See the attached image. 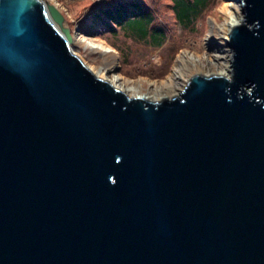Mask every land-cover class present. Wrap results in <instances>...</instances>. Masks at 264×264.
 Returning <instances> with one entry per match:
<instances>
[{"label": "water", "instance_id": "obj_1", "mask_svg": "<svg viewBox=\"0 0 264 264\" xmlns=\"http://www.w3.org/2000/svg\"><path fill=\"white\" fill-rule=\"evenodd\" d=\"M231 76L131 97L41 0H0V264H264V0Z\"/></svg>", "mask_w": 264, "mask_h": 264}, {"label": "rangeland", "instance_id": "obj_2", "mask_svg": "<svg viewBox=\"0 0 264 264\" xmlns=\"http://www.w3.org/2000/svg\"><path fill=\"white\" fill-rule=\"evenodd\" d=\"M41 1L54 4L64 15L65 25L73 37L71 50L87 66L101 70L106 79L118 74L125 85L134 86L136 91L128 90V96L160 89L159 81H163L166 73L172 69L177 56L193 52V45L200 46L198 56L188 61V68L178 80L177 88L164 94L156 92V100L179 95L190 77L196 74L211 76L222 71L225 77L231 76V71L229 73L228 68H224L230 66L231 70L228 55L232 51L226 43L231 28L225 23L227 15L222 9L226 3H232L237 7L236 14L242 16L240 0H211L199 17L187 27L175 19L170 0H141L153 11L155 25L166 32L167 39L159 47L133 39L120 29L114 33L99 28L85 31L83 26L89 17L111 0ZM97 43L107 44L113 50L109 53L93 50L90 44ZM222 49L225 51L222 52ZM207 55L222 57L209 56L207 59Z\"/></svg>", "mask_w": 264, "mask_h": 264}, {"label": "trees", "instance_id": "obj_3", "mask_svg": "<svg viewBox=\"0 0 264 264\" xmlns=\"http://www.w3.org/2000/svg\"><path fill=\"white\" fill-rule=\"evenodd\" d=\"M211 0H170L175 19L183 26L191 25ZM85 31L99 28L126 35L152 47L161 46L167 39L163 28L155 25L153 11L141 0H111L99 7L83 26Z\"/></svg>", "mask_w": 264, "mask_h": 264}, {"label": "bare ground", "instance_id": "obj_4", "mask_svg": "<svg viewBox=\"0 0 264 264\" xmlns=\"http://www.w3.org/2000/svg\"><path fill=\"white\" fill-rule=\"evenodd\" d=\"M225 13H226V17H225V23L230 27L233 28V26L238 25L240 23L243 22V15L238 16L236 14L237 11V7L235 5H233L232 3H226L225 7H223L222 9ZM93 50L96 51H102L104 53H109L111 52L113 49L108 46L107 44L104 43H97V44H90ZM199 45H193L192 49L193 52H189V53H182L181 55H178L176 58V61L172 64V69L170 71H168L165 75V77L163 78V81H159V86L161 87L160 89L157 90H153L154 92H148V93H141V94H137V93H132L131 97H139V98H143L144 100L147 101H158L155 98V95L158 94H164L167 91H174L178 85V80L182 77L183 73L185 72V70L188 68V61H190L191 59H194V57L196 58L197 55V51L199 49ZM225 51L222 49V52ZM210 55H207V59L209 58ZM231 56L232 53L230 52V54L228 55V60L229 62L231 61ZM221 58L222 56H218V55H213L210 56V58ZM192 61V60H191ZM85 64V63H84ZM86 65V64H85ZM87 66V65H86ZM97 77L102 78L104 80H107L112 86H114L115 88H117L118 90L122 91L123 93H125L126 95L128 90L129 91H136L134 86L132 85H125L123 81H121V77L118 74H112V77L110 79H106V77L104 76L103 72L99 69L95 70L92 67L87 66ZM225 69L228 68V71L230 73V66L229 67H224ZM223 68V69H224ZM222 69V70H223ZM214 75H222V71L217 72ZM224 76V75H223ZM227 77V76H226ZM166 85H163L165 84ZM157 92V93H156ZM165 97L162 96V98Z\"/></svg>", "mask_w": 264, "mask_h": 264}]
</instances>
